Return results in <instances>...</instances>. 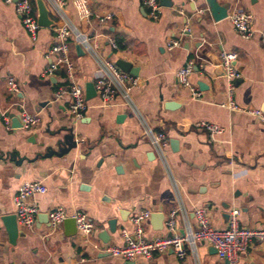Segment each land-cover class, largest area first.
<instances>
[{
  "label": "crops",
  "instance_id": "obj_1",
  "mask_svg": "<svg viewBox=\"0 0 264 264\" xmlns=\"http://www.w3.org/2000/svg\"><path fill=\"white\" fill-rule=\"evenodd\" d=\"M43 1L54 26L40 27L33 41L14 6L0 0V264H77L82 259L81 264H125L96 248L122 245L121 230L131 232V217L144 210L150 212L143 225L146 240L169 236L165 222L176 208L173 234H181L187 223L195 227L197 209L205 211L216 230L227 227L226 215L235 209L241 229L264 231V123L224 107L228 92L220 65L222 52L236 55L239 78L231 98L242 109L264 113V0H216L220 6L229 4L228 15L239 9L252 16L254 34L247 40L227 18L214 22L205 0H171V8L160 6L157 20L150 19L142 0H87L88 22L80 21L71 0H66L68 19L98 46L100 56L137 69L131 96L145 124L165 134L167 167L143 137L140 119L120 103L104 108L95 95L76 121L66 98L53 99L64 73L59 69L48 78L41 73L51 62L45 56L55 42L59 21ZM30 2L36 13V0ZM104 15L111 16L110 22L99 24ZM107 37L115 41L116 50ZM178 39L180 46L168 51L166 44ZM69 45L77 81L85 90L93 80L95 62L83 50L79 55L76 44ZM189 61L194 69L188 80L201 93L198 100L176 79ZM8 79L18 84L17 93L9 91ZM199 83L205 88L201 90ZM22 111L38 115V126L26 131L12 125L20 124ZM197 122L218 126L222 133L196 129ZM69 134L76 148L61 158L46 157L48 149L56 151L55 142ZM28 182L42 183L46 193L29 200L39 212L34 229L17 225L18 236L11 244L1 219L15 216L13 198ZM55 208L68 215L85 213L94 234L81 236L71 218L51 232L47 213ZM110 220L116 223L114 234L108 232ZM102 233L108 235L107 243L101 242ZM196 253L180 261L168 251L131 263L225 264L205 244L199 243ZM236 264H264V241L253 240Z\"/></svg>",
  "mask_w": 264,
  "mask_h": 264
},
{
  "label": "built area",
  "instance_id": "obj_2",
  "mask_svg": "<svg viewBox=\"0 0 264 264\" xmlns=\"http://www.w3.org/2000/svg\"><path fill=\"white\" fill-rule=\"evenodd\" d=\"M148 9V16L152 20H157L161 13V7L158 0H142ZM7 5H13L15 14L19 18L24 30L34 41L38 30L40 29L36 13L30 0H3ZM51 13L57 17L58 25L55 26V42L46 52V58L51 62L44 68L41 73L43 78L54 76L61 69L64 73V81L54 95V100L67 99L68 110L72 118L76 121L83 118L88 110V102L85 99L84 88L76 78V67L70 58V45L72 42L82 48L95 62L96 70L92 80L96 97L99 99L101 106L104 108L116 106L120 103L133 115L140 119L143 125L142 135L146 138L154 154L160 162L167 167L165 158V149L168 141L163 133L155 132L147 126L139 114L131 96L132 89L137 85V79L129 73L122 72L114 62L103 58L98 53V46L91 44L90 40L80 33L77 28L70 22L65 13L66 0H47ZM75 14L80 21L88 22L90 19V11L87 0H71ZM227 19L232 25L235 32L243 39H249L253 36L252 29L253 19L250 14L242 10L236 9ZM111 16L104 15L98 19L99 24H107L110 22ZM100 36V35H99ZM107 42L112 50H116L117 46L113 39L107 37ZM181 39L171 40L166 44V49H172L180 46ZM261 43L264 51V32L261 33ZM236 55L232 53L220 54V65L224 72V78L227 82L228 103L226 107L230 111L245 113L256 117L264 123V113L259 110H245L238 107L231 98L234 90V83L239 78V74L235 67ZM194 69V64L189 61L186 66L179 69L176 73V79L179 86L190 92L193 100H198L201 93L192 87L189 83V75ZM7 86L10 92L17 93L19 91L18 84L13 79L7 80ZM5 126L10 129L9 119L3 116ZM20 126L23 130H32L40 123L38 115L30 114L25 111L19 116ZM194 128L204 130L210 135H218L222 133V129L218 126L208 124L206 122H197ZM46 193V187L40 182H28L22 184L14 198L15 218L18 227L32 231L35 226L38 215V207L34 202L29 200L37 195ZM179 209L170 212L165 227L170 236L157 237L152 240H146L143 237L144 223L149 219V211H139L134 214L130 223L132 231L126 229L121 230L122 245L110 246L104 245L98 249L102 254H107L114 258H119L125 262H132L138 257L146 260L152 259L154 255H162L171 251L174 256L182 261L188 253L197 255L196 249L199 243L214 248L216 256L220 262L227 264H236L240 255L243 254L251 245L253 240L264 241L263 230L241 229L238 225V210H230L228 213L227 227L224 230H216L210 226V222L203 209H197L194 212L195 227L186 224L181 234H173L175 231V217ZM71 218L75 222L78 233L84 238H89L94 234L95 228L85 213L77 211L72 215H68L62 208H55L47 213L49 230L56 232L63 222ZM84 262V259L77 264Z\"/></svg>",
  "mask_w": 264,
  "mask_h": 264
},
{
  "label": "water",
  "instance_id": "obj_3",
  "mask_svg": "<svg viewBox=\"0 0 264 264\" xmlns=\"http://www.w3.org/2000/svg\"><path fill=\"white\" fill-rule=\"evenodd\" d=\"M205 3L207 6V10H208V12H209V14H210V16L214 22L221 21V20L227 18V16H228L227 12H228V9L230 7L229 4H226L224 6H220L216 2V0H205ZM35 4H36V18H37V23H38L39 27L49 28L51 26H54L53 21L49 17V11H48L44 1L43 0H36ZM159 5L161 7H164V8H171L173 3L171 0H159ZM75 50L79 55H83L82 48L80 46L77 45L75 47ZM115 65L117 66V68H119L124 73H129L133 76L137 75V69L133 68L131 66V64H129L125 61L117 60L115 62ZM56 74L58 75L59 72H57ZM198 85H199L201 90L205 88L204 84H202V83H199ZM84 91H85L86 101L93 99L96 95L92 82H88L85 84V90ZM0 117H1V115H0ZM12 125H15L17 127L20 126V124L18 122L14 123L13 121H12ZM54 146L57 147V150L54 151L51 148H49L48 154L46 157L56 156L58 158H61V157L65 156L66 154H68L71 150L75 149L77 146V142H75L73 136L71 134H69V135L63 136L62 138L58 139L55 142ZM152 217L157 218L158 216L153 215ZM226 217L228 219V215H226ZM1 221H2V223L6 229L9 242L11 244H15L16 238L18 236V227H17L15 216L12 215V216L3 217L1 219ZM69 221H71V223H74V225H75V222L73 219H70ZM108 229H109L108 232L110 234L115 233V231H116L115 220H110L108 222ZM169 236H170V234H169ZM100 240L103 243H107L109 241V237L106 233H102L100 236ZM211 249H213V252L216 254V251L214 250V248L211 247ZM224 263L227 264V262H224ZM125 264H132V263L126 262Z\"/></svg>",
  "mask_w": 264,
  "mask_h": 264
},
{
  "label": "rangeland",
  "instance_id": "obj_4",
  "mask_svg": "<svg viewBox=\"0 0 264 264\" xmlns=\"http://www.w3.org/2000/svg\"><path fill=\"white\" fill-rule=\"evenodd\" d=\"M165 152V151H164ZM166 153V152H165Z\"/></svg>",
  "mask_w": 264,
  "mask_h": 264
}]
</instances>
